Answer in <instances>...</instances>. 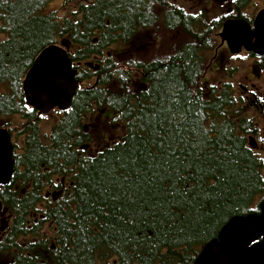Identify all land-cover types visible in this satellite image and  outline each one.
Listing matches in <instances>:
<instances>
[{
	"label": "trees",
	"instance_id": "obj_1",
	"mask_svg": "<svg viewBox=\"0 0 264 264\" xmlns=\"http://www.w3.org/2000/svg\"><path fill=\"white\" fill-rule=\"evenodd\" d=\"M50 1L0 0V128L15 138L14 172L0 186L4 264H192L230 218L257 213L264 187L232 95L203 93L192 45L145 61L103 55L154 26L148 0H81L61 19ZM190 20L166 6L162 25L196 37ZM50 45L84 67L70 108L42 135L22 80ZM98 110L114 120L113 140L89 154L84 123Z\"/></svg>",
	"mask_w": 264,
	"mask_h": 264
},
{
	"label": "flooded vegetation",
	"instance_id": "obj_2",
	"mask_svg": "<svg viewBox=\"0 0 264 264\" xmlns=\"http://www.w3.org/2000/svg\"><path fill=\"white\" fill-rule=\"evenodd\" d=\"M148 2V6L154 10L152 14L162 22L166 6L180 8L191 18L188 22L189 30L198 36L190 37L179 27L175 28L172 31L178 32L185 39L176 49L185 45L195 47L196 58L204 65L202 78L209 73L216 77L215 86L208 88L215 87L219 91L226 87L229 90L239 113L240 128L244 131L248 147L260 162V172L264 180V54L248 51L243 44L237 48L235 44L221 37L224 27L233 23L247 26L250 32L254 31L256 17L264 11V0H236L235 4L232 0H192L190 11L181 7L177 0H151V4L150 0ZM254 41L252 38L251 42ZM230 44L239 49L238 52H232ZM101 56H92L91 60L101 61ZM75 66L77 71L78 68L83 69L84 62ZM221 76L227 81H220ZM250 139L253 146L250 145ZM263 201L264 187L256 196L254 209L257 212ZM3 236L4 230L0 229V238Z\"/></svg>",
	"mask_w": 264,
	"mask_h": 264
},
{
	"label": "water",
	"instance_id": "obj_3",
	"mask_svg": "<svg viewBox=\"0 0 264 264\" xmlns=\"http://www.w3.org/2000/svg\"><path fill=\"white\" fill-rule=\"evenodd\" d=\"M221 37L237 48L243 44L248 51L264 54V11L257 15L254 31L233 23L224 27ZM237 48L230 44L232 52H238ZM53 54L59 56L58 67L51 63ZM85 66L93 72L99 69L98 64L90 62ZM77 73L66 48L58 45L44 48L22 80L25 104L36 111L38 117L53 110L67 111L79 86ZM249 142L253 146L251 139ZM13 172L12 136L6 128H0V186L10 182ZM192 264H264V201L258 213L230 218L216 237L202 246Z\"/></svg>",
	"mask_w": 264,
	"mask_h": 264
},
{
	"label": "rangeland",
	"instance_id": "obj_4",
	"mask_svg": "<svg viewBox=\"0 0 264 264\" xmlns=\"http://www.w3.org/2000/svg\"><path fill=\"white\" fill-rule=\"evenodd\" d=\"M174 1V0H172ZM178 4L183 7L185 10H192V0H177ZM79 2L81 0H52L46 7V12L54 13L58 18H63L64 16L69 17L73 11L76 10ZM178 32H169L166 31L162 25V20L159 18L154 26L140 30L129 42L127 43H118L110 46L107 50H104L103 55H108L116 62H125L133 59L138 60H148L152 55H162L168 49H176L180 44L185 41L182 35L177 34ZM103 57V56H101ZM92 64L96 63L94 60H89ZM93 77H90L89 82L93 81ZM203 79V78H202ZM200 86L203 90V93L207 94L208 86H215L216 77L212 73H209L205 76ZM220 81L226 82L225 77L221 76ZM103 110H98L93 112L85 121L84 129L86 132H89L91 140L86 146V151L89 154H94L102 146L108 144L113 139L110 136V129L114 127L115 122L109 114L107 118L103 115ZM59 113L54 110L46 115L40 117L39 130L42 135H48L53 124L57 121ZM13 122H20L19 117H11L9 119ZM4 120L0 119V125ZM122 134V128L117 125L113 130L112 135L120 137ZM12 140H14V135L11 134ZM20 143V138L16 140ZM256 198L253 202V207L255 206ZM5 218V217H4ZM7 258L4 255H0V264H4Z\"/></svg>",
	"mask_w": 264,
	"mask_h": 264
},
{
	"label": "snow or ice",
	"instance_id": "obj_5",
	"mask_svg": "<svg viewBox=\"0 0 264 264\" xmlns=\"http://www.w3.org/2000/svg\"><path fill=\"white\" fill-rule=\"evenodd\" d=\"M232 3L235 4L236 0H232ZM84 7L87 8V7H89V5L88 4H84ZM235 58L236 57H233V59H235ZM51 63H52V65L54 67H58L59 66V56H58V54H53V56L51 58ZM52 86L55 87V85H52ZM25 108H27V110L29 112L32 111V108L28 107L27 105H25ZM117 144H118V142H117ZM161 144H163V141H161ZM114 146H117V145H114ZM100 155H102V153H100ZM217 179H219V178L217 177Z\"/></svg>",
	"mask_w": 264,
	"mask_h": 264
}]
</instances>
